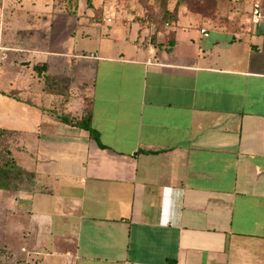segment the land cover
<instances>
[{"label":"crops","instance_id":"0c3cea01","mask_svg":"<svg viewBox=\"0 0 264 264\" xmlns=\"http://www.w3.org/2000/svg\"><path fill=\"white\" fill-rule=\"evenodd\" d=\"M55 4L0 35L2 144L34 174L0 188V256L264 264V0L156 29Z\"/></svg>","mask_w":264,"mask_h":264},{"label":"rangeland","instance_id":"374dc122","mask_svg":"<svg viewBox=\"0 0 264 264\" xmlns=\"http://www.w3.org/2000/svg\"><path fill=\"white\" fill-rule=\"evenodd\" d=\"M52 1L56 3L55 6L58 4L61 9H64L63 7H65V9H72L77 3L84 2L88 8V15L94 13L93 7L98 4L103 8L102 13L105 17H110L111 19H114V21L121 22L119 16H128L137 20L147 16L151 20H154L156 24L160 22L159 20L163 16V2L165 1L166 7L170 11H173L177 2V0H0V35L2 32H5V35H14L11 37L14 38L15 41H19V33L24 24L33 25L35 22L32 20H35L37 16L48 13L53 9ZM182 9L187 14L192 13L187 10L186 6L182 5L178 8V16ZM216 13L217 9L212 16H201L214 19ZM112 25H115V22L112 23ZM5 35L3 38L6 39ZM11 37L8 39L10 40ZM3 138V134L0 133V166L6 162L8 157V150L3 148ZM32 179L33 178L25 175L21 176L12 182L11 189L17 190L20 183L29 184L30 182H33ZM4 222L2 216H0V224L9 227L8 216ZM0 234H2V228L0 229ZM4 238L5 237L0 236V247H2L1 240H4ZM13 254L14 253L1 254L0 258L2 259V257H4L6 259H0V264H20L19 262L17 263L16 257L13 258Z\"/></svg>","mask_w":264,"mask_h":264},{"label":"trees","instance_id":"16d2710c","mask_svg":"<svg viewBox=\"0 0 264 264\" xmlns=\"http://www.w3.org/2000/svg\"><path fill=\"white\" fill-rule=\"evenodd\" d=\"M186 6L187 10L198 15L212 16L217 9L216 0H177L175 8L170 11L166 7L165 1L163 2V16L158 22L160 25L169 22H177L178 20V8L180 6ZM157 23V24H158ZM78 126L88 130L93 139L99 141V133L92 127L91 115L86 110L85 115L78 121ZM28 176L33 178L32 172L20 168L13 159L7 158L6 162L0 166V188L10 189L12 188V182L21 176Z\"/></svg>","mask_w":264,"mask_h":264},{"label":"built area","instance_id":"2783aa9c","mask_svg":"<svg viewBox=\"0 0 264 264\" xmlns=\"http://www.w3.org/2000/svg\"><path fill=\"white\" fill-rule=\"evenodd\" d=\"M253 13H254V15H256L258 13V11L255 10ZM143 20L145 21L146 24L150 25L151 27H154L155 29L157 28V24L154 22V20H151L149 17L144 16ZM165 25L168 26L169 23H165ZM201 31L207 35L205 29H201ZM148 62L153 63L154 59H149Z\"/></svg>","mask_w":264,"mask_h":264}]
</instances>
